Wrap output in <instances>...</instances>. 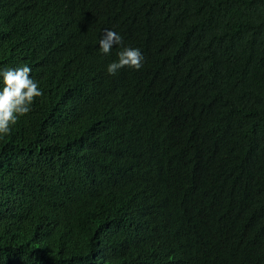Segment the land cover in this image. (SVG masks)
I'll return each instance as SVG.
<instances>
[{
	"label": "trees",
	"instance_id": "16d2710c",
	"mask_svg": "<svg viewBox=\"0 0 264 264\" xmlns=\"http://www.w3.org/2000/svg\"><path fill=\"white\" fill-rule=\"evenodd\" d=\"M124 46L143 67L109 75ZM24 65L0 264H264V0H0Z\"/></svg>",
	"mask_w": 264,
	"mask_h": 264
},
{
	"label": "clouds",
	"instance_id": "9594fccd",
	"mask_svg": "<svg viewBox=\"0 0 264 264\" xmlns=\"http://www.w3.org/2000/svg\"><path fill=\"white\" fill-rule=\"evenodd\" d=\"M115 45H123L122 37L106 29L99 41L100 51L108 54ZM117 55L118 60L107 66L109 75H115L125 67L134 70L143 67L144 56L139 48L124 46ZM30 73L31 68L27 65L0 71L4 84L0 90V135L10 133L11 126L31 111L34 99L43 95L38 82L30 77Z\"/></svg>",
	"mask_w": 264,
	"mask_h": 264
}]
</instances>
